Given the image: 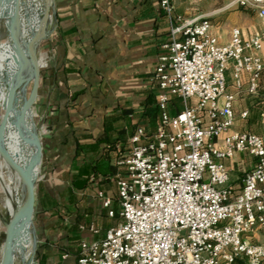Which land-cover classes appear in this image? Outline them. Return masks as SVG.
<instances>
[{
  "label": "built area",
  "instance_id": "1",
  "mask_svg": "<svg viewBox=\"0 0 264 264\" xmlns=\"http://www.w3.org/2000/svg\"><path fill=\"white\" fill-rule=\"evenodd\" d=\"M157 1L171 23L151 78L160 122L152 134L140 126L131 135L128 151L116 161L123 168L117 195L98 192L103 211L120 220L103 238L81 240L77 262L263 264L264 241L251 235L264 230V134L232 130L237 92L226 80L232 62L235 85L241 87L247 74L248 92H258L263 34L245 37L234 26L222 44L209 18H184L172 0ZM231 4L264 19V0ZM176 98L182 107L174 113ZM238 152L256 162L236 191L224 161ZM88 229L99 232L95 222Z\"/></svg>",
  "mask_w": 264,
  "mask_h": 264
},
{
  "label": "crops",
  "instance_id": "2",
  "mask_svg": "<svg viewBox=\"0 0 264 264\" xmlns=\"http://www.w3.org/2000/svg\"><path fill=\"white\" fill-rule=\"evenodd\" d=\"M172 1L175 14L184 18L212 15L198 11L196 0ZM234 5L229 2L218 10ZM54 10L62 109L60 126L44 148L45 175L36 201L37 264H78L75 253L80 241L103 238L119 221L103 211L98 196L101 190L117 195V175L123 171L117 159L128 151L138 127L152 134L160 122L157 88L151 78L171 23L157 0H55ZM255 12L239 21L217 16L211 21L212 32L224 44L232 27L239 25L245 37L260 32L264 42V24ZM226 80L228 90L237 92L233 129L264 134V74L256 94L247 90V74L241 87L235 85L232 62ZM181 107L176 98L172 111ZM244 111L246 118L241 116ZM224 162L230 169V184L239 191L256 159L238 152ZM82 168L84 186H76L72 181ZM92 222L98 233L88 229ZM251 239L264 241L259 231Z\"/></svg>",
  "mask_w": 264,
  "mask_h": 264
},
{
  "label": "water",
  "instance_id": "3",
  "mask_svg": "<svg viewBox=\"0 0 264 264\" xmlns=\"http://www.w3.org/2000/svg\"><path fill=\"white\" fill-rule=\"evenodd\" d=\"M22 0H0V22L3 21L5 24L4 31H0V38L8 37L12 42L14 48V61L16 64V69L9 78V73L3 75V83L5 84L7 90L6 106L5 112L0 117V155L8 161L11 165L15 166L18 169L20 176L25 185V202L22 206L17 209V214L14 220L9 225L5 239L1 245L2 251V264H10L13 256V251L17 245V236L19 232V223L24 212L27 213L28 218L30 219L31 230L28 235L26 244L23 248L26 253L31 245L32 256L29 258L27 264L34 263V257L36 250L38 248L39 236L36 229V201H37V181L38 177L35 174V170L42 166L43 163V146L41 140L38 136L37 130V139L35 143L37 145L36 156L34 161L27 165L22 166L18 161H16L6 144V130L11 119H16L23 115L25 110L28 107L33 106L38 97L41 84V76L39 72L38 82L35 87H37V93L33 95L29 101L25 102L22 106L19 105L20 98L19 92L22 88L26 72L28 69V57L26 51L22 47V43L25 38V31L23 28V18H22ZM55 0L47 4L44 14H43V24L48 28L46 34L43 36L46 37L52 30L49 29V22L52 18V13L55 15ZM51 7H53L51 13ZM42 38V39H43ZM41 39V40H42ZM1 44V42H0ZM31 58H34V54L31 52ZM2 68L0 67V74L2 73ZM3 74V73H2ZM14 114H13V113ZM21 135L22 132H21Z\"/></svg>",
  "mask_w": 264,
  "mask_h": 264
},
{
  "label": "bare ground",
  "instance_id": "4",
  "mask_svg": "<svg viewBox=\"0 0 264 264\" xmlns=\"http://www.w3.org/2000/svg\"><path fill=\"white\" fill-rule=\"evenodd\" d=\"M49 1L50 0H22L21 8L23 28L25 35H28V39L25 36L22 47L26 51L28 57V69L26 72L25 82L20 89V94L24 95L26 93V86H28L30 82H33V89L30 97H26V102L37 93V87H35V85L38 82L40 68L46 65V61L38 58L37 47L38 42L43 38L47 31V27L43 24V14ZM24 2L26 3L25 5ZM5 47L6 53L10 48L14 51L13 44L9 39ZM31 52L34 54L33 59L31 58ZM1 91L2 85L0 84V95ZM2 95L7 98V91L3 90ZM6 98L4 106H6ZM30 108L31 107H28L22 116L16 119H11L6 130V144L8 149L12 157L22 166H27L34 161L37 149V145L35 143V139H37V129L35 123V134L30 131L29 125L27 127L26 125L24 126V119L27 120ZM21 132L28 138V140L24 137V135H21ZM40 167L35 170L36 176L38 175ZM0 190L3 195L2 204L10 217L9 222L6 224V235L9 225L16 217L17 209L25 202V185L18 169L6 161L1 155ZM18 230L19 232L16 239L17 245L14 248L10 264H27L29 258L32 256V248L30 245L28 251L25 253L22 246V241L26 233L31 230L30 219L28 218L26 212H24L21 217ZM2 257V251L0 248V264H2Z\"/></svg>",
  "mask_w": 264,
  "mask_h": 264
},
{
  "label": "rangeland",
  "instance_id": "5",
  "mask_svg": "<svg viewBox=\"0 0 264 264\" xmlns=\"http://www.w3.org/2000/svg\"><path fill=\"white\" fill-rule=\"evenodd\" d=\"M190 1V0H187ZM232 0H196L194 2V6L199 8L198 11H211L212 15L208 17L210 21L213 22V18L217 16H225L232 20H240L242 17L247 16V14L251 13V15H256L254 10L241 7L235 4L233 7H229L227 9H219L226 4H229ZM51 0L49 1V4ZM26 3L24 2V5ZM239 6V7H238ZM53 7H51L52 13ZM247 13V14H246ZM181 16H183L181 14ZM257 18V17H256ZM261 24H264V21L261 17H258ZM239 26V25H236ZM49 29L52 30L46 37L38 42V58L40 60L46 61V65L40 68V76H41V84H40V91L39 97L36 103L31 106L30 113L28 114L27 120L24 119V126L26 127L29 125L30 131L35 134V127L38 130V136L41 140L43 146V153L44 148L47 140L50 138L51 132L54 133V130L60 126V112L62 109L61 103V90H60V80L59 74L56 72L55 68L60 69V51L58 49V41L54 39V32L56 31V19L55 15L52 13V18L49 22ZM5 24L3 21L0 22V31H4ZM48 29V28H47ZM28 39V35H25ZM0 67L2 68V73L0 74V84L2 85V91L0 95V117L4 114V102L6 96H3V90H6L5 84L3 83V75L5 73H9V78L13 74V71L16 69V64L14 61V53L11 48L6 53V43L8 42V37L0 38ZM13 70V71H12ZM26 93L24 95L20 94V102L19 105L22 106L26 102V97L29 98L31 91L33 89V82H30L28 86H26ZM7 91V90H6ZM21 91V90H20ZM234 130V129H232ZM23 134V133H22ZM24 135V134H23ZM24 137L28 140V138L24 135ZM45 175V168H44V157L43 163L40 167L38 172V181L36 191L38 192V187L41 182V179ZM52 175V174H51ZM54 175V174H53ZM56 176V174L54 175ZM3 195L0 190V247L3 242V238H5V230L6 224L9 222V215L2 204ZM4 225V226H3ZM259 234L264 237V230H258ZM30 231L26 233L23 241L22 246L24 248L28 235ZM40 244V239L38 243V247ZM37 253L38 249L36 250V254L34 257V263L37 264ZM264 264V263H263Z\"/></svg>",
  "mask_w": 264,
  "mask_h": 264
},
{
  "label": "trees",
  "instance_id": "6",
  "mask_svg": "<svg viewBox=\"0 0 264 264\" xmlns=\"http://www.w3.org/2000/svg\"><path fill=\"white\" fill-rule=\"evenodd\" d=\"M85 171H86V170L82 168V169L79 171V174L77 175V177H74V178H73V181H72V182H73L74 185H76V186L83 185L82 182H81V181H82V179H81V174L84 173ZM83 186H84V185H83ZM117 217H118V219L120 220V217H119V216H117ZM118 222H119V221H118ZM75 255H76V260H77L78 252H76Z\"/></svg>",
  "mask_w": 264,
  "mask_h": 264
}]
</instances>
